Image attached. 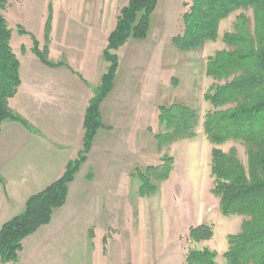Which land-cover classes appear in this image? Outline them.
Instances as JSON below:
<instances>
[{
    "label": "rangeland",
    "instance_id": "obj_1",
    "mask_svg": "<svg viewBox=\"0 0 264 264\" xmlns=\"http://www.w3.org/2000/svg\"><path fill=\"white\" fill-rule=\"evenodd\" d=\"M126 1L118 0V10ZM185 1L159 0L146 39H129L118 49L115 92L105 103L102 118V124L112 131L95 136L65 205L53 211L48 225L23 240L18 262L0 264H183L188 251L203 249L216 253V264H226L223 255L229 249V237L238 235L249 217L223 216L219 198L212 193L214 145L204 135L203 122L214 109L203 97L214 81L206 76L205 68L209 57L229 49L223 36L235 32L240 15L247 17L253 32V13L233 12L220 22L215 42L183 52L174 47L172 38L182 28ZM79 2H70L68 16L65 0H10L1 11L23 73L31 70L30 58L39 61L32 53L31 36L43 49L51 6L48 60L65 67L68 63L97 87L92 79L96 71L105 72L108 64L103 56L98 63L97 48L90 45L92 54L86 55L83 48L86 39L96 45L103 33H98L92 16L89 26L79 24ZM57 3L64 4L63 9ZM52 29L56 34L49 52ZM24 48L26 55L21 51ZM174 103L196 111L195 136L158 148L154 136L163 131L157 120L158 107ZM217 148L225 153L234 149L247 171L242 143L227 141ZM164 157L174 160L169 179L159 185L156 194L139 197L136 171L157 166ZM199 225L213 227L210 240L195 243L189 239L190 229Z\"/></svg>",
    "mask_w": 264,
    "mask_h": 264
},
{
    "label": "trees",
    "instance_id": "obj_2",
    "mask_svg": "<svg viewBox=\"0 0 264 264\" xmlns=\"http://www.w3.org/2000/svg\"><path fill=\"white\" fill-rule=\"evenodd\" d=\"M10 0H0V126L6 122L19 123L31 130L28 123L14 114L8 101L21 84L20 62L13 53L11 30L1 11ZM159 0H128L117 15L115 28L107 39L103 58L108 66L99 86L94 90L85 111L82 150L68 161L62 176L41 192L31 196L23 211L0 227V262L16 263L22 242L40 227L50 223L54 210L62 208L70 184L86 162L93 140L104 129L100 105L113 89L118 69L116 52L129 39H146L151 17ZM182 28L172 38L179 51H191L218 39L221 21L237 10H252L253 32L248 19L240 15L234 33H226L223 42L229 49L208 58L207 77L214 84L204 94V100L214 109L204 117L203 131L214 145L211 151L212 193L219 198L223 216H247L238 235L229 237V249L223 257L226 264H264V0H187L183 3ZM51 6L44 25V46L39 49L33 40V53L46 66L55 67L47 58L51 34ZM21 33H26L20 30ZM226 108V109H224ZM157 120L162 132L155 135L158 148L178 140L192 139L198 124L195 110L174 103L158 107ZM227 141L240 142L247 154V171L234 149L225 153L217 146ZM172 157H164L157 166L136 171L138 196L147 198L157 193L173 170ZM0 182L2 178L0 177ZM214 235L212 226L191 228L189 239L195 243L208 241ZM216 253L209 249L190 250L183 264H216Z\"/></svg>",
    "mask_w": 264,
    "mask_h": 264
},
{
    "label": "crops",
    "instance_id": "obj_3",
    "mask_svg": "<svg viewBox=\"0 0 264 264\" xmlns=\"http://www.w3.org/2000/svg\"><path fill=\"white\" fill-rule=\"evenodd\" d=\"M57 1L61 2V0ZM72 1L74 0H65L67 16L71 13L68 9ZM89 2H93L94 5ZM127 2L128 0L120 9ZM117 3L118 0H80L77 5L79 24L89 26L90 16H92L91 18L97 22L98 33H103L101 41L95 40L96 45L86 39V47L83 48L84 55L92 54V51H89L90 45L97 48L95 53L98 63L107 46L108 36L116 25L117 13L120 10L117 8ZM59 6L63 9L64 4ZM71 6L73 8V4ZM90 9H92V15L89 14ZM55 34L56 32L52 29L49 52L55 40ZM21 51L24 55L27 54L26 48ZM29 60L30 71L26 70L23 73L20 63L21 84L15 96L8 101V106L14 114L28 123L31 130L19 123L9 121L0 126V177L2 178L0 182V227L12 217L20 214L31 196L58 180L64 173L68 161L77 157L82 149L86 108L94 95V90L100 84L102 75L106 72H101V70L94 72L95 77L92 80L96 83V87L68 63H65L68 68L64 64L48 67L40 60L36 61L32 58ZM114 92L115 86L100 105L103 119L105 103ZM103 125L105 128L97 132L96 138L103 131H112L111 126L104 123ZM93 177L94 175L89 180L91 184L95 181ZM76 179L77 176L69 186L67 198H69Z\"/></svg>",
    "mask_w": 264,
    "mask_h": 264
}]
</instances>
